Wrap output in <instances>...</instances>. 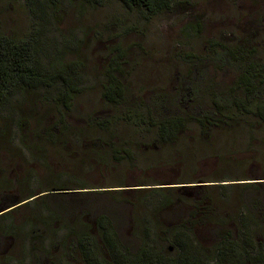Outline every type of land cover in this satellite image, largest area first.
<instances>
[{
    "label": "rangeland",
    "instance_id": "1",
    "mask_svg": "<svg viewBox=\"0 0 264 264\" xmlns=\"http://www.w3.org/2000/svg\"><path fill=\"white\" fill-rule=\"evenodd\" d=\"M40 5L0 0V36L36 32L43 63L69 70L74 94L61 101L60 81L21 85L0 103V264H83L61 244L80 237L106 255L103 212L131 248L171 247L185 224L207 261L225 233H263L264 122L257 101L241 111L234 98L248 63L264 69V0H176L158 13L120 0ZM216 102L228 109L203 129L195 118ZM171 116L186 121L168 140L158 123Z\"/></svg>",
    "mask_w": 264,
    "mask_h": 264
},
{
    "label": "trees",
    "instance_id": "2",
    "mask_svg": "<svg viewBox=\"0 0 264 264\" xmlns=\"http://www.w3.org/2000/svg\"><path fill=\"white\" fill-rule=\"evenodd\" d=\"M30 5L40 7L41 2L54 4L57 0H26ZM89 3H103L106 0H84ZM128 7H144L149 13H158L171 9L176 0H120ZM41 42L36 32H32L29 37L20 41H14L5 36H0V103L17 86L26 85L37 87L39 85L52 86L60 81L63 85V91L58 98L67 103L70 102L74 90L70 86L71 74L69 70L62 68L49 69L42 61L40 56ZM241 58L243 52L237 50ZM227 58L234 51L224 49ZM237 52V54H238ZM220 58V57H219ZM250 70L244 69L236 82L237 93L243 92L242 97L233 94L238 110L248 111L247 106L251 102L257 101L252 114L258 116L264 122V69L261 66L248 63ZM110 86L106 88V97L109 101L116 103L122 97L121 86L116 82V78L111 76ZM113 80V81H112ZM112 82V83H111ZM209 82V81H208ZM234 91V90H233ZM239 91V92H238ZM261 96L259 97V93ZM219 97V96H218ZM164 101V99H163ZM248 102H250L248 104ZM222 104H213L214 112L205 114L201 118H195L200 125L206 129L216 126L220 122L224 109ZM186 118L183 116H171L163 118L158 123V128L162 138L172 140L177 132H180L185 125ZM164 187L153 188L160 191ZM163 194V193H162ZM158 195V194H157ZM162 206L169 204V199L164 195ZM34 196H31L32 198ZM155 197V196H154ZM255 202H257L255 200ZM258 204V203H257ZM255 211H264L256 210ZM100 234L107 249V254H101V251L91 237H80L71 240L65 244V239H61V244L66 247V252L71 250L79 252L83 264H264V232H260L259 227L254 223H248L239 227L238 237H233L230 233H225L219 241L215 259L206 260L200 252L193 246L191 240L190 227L182 224L175 227L172 232L171 247L157 249L154 244L147 243L131 248L123 244L120 240L114 222L106 213L96 216ZM262 237V238H261Z\"/></svg>",
    "mask_w": 264,
    "mask_h": 264
}]
</instances>
